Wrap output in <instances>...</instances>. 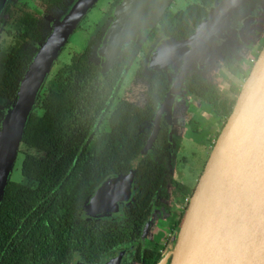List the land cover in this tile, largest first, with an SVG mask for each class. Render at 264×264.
I'll use <instances>...</instances> for the list:
<instances>
[{
	"label": "trees",
	"instance_id": "obj_1",
	"mask_svg": "<svg viewBox=\"0 0 264 264\" xmlns=\"http://www.w3.org/2000/svg\"><path fill=\"white\" fill-rule=\"evenodd\" d=\"M41 1L48 9L62 3ZM202 3L204 7L189 6L177 13L175 21L185 34H191L205 18L212 0ZM16 20L20 22H7L15 32L13 43L0 48V97L5 101L0 109V129L29 65L53 29L51 26L48 34L42 22L24 13ZM161 23L172 35L164 17ZM99 38L83 53L75 54L70 64L49 75L36 100L21 141L23 147L37 153L24 154L21 162V175L32 183L8 181L5 187L0 201V264H66L70 252L97 263L137 236L155 197L167 198L164 168L156 160L158 154L149 153L138 163L136 193L124 208L125 222L85 221L81 217L85 202L107 177L129 171L144 146L147 135L143 130L155 106L150 101L138 108L120 99L115 82L118 70L100 78L99 63L93 57L105 51ZM188 86L194 89L193 79ZM213 105L216 112L231 113V105L215 100ZM166 141L165 131L154 142L153 149L162 152L160 157L167 156ZM173 184L187 192L186 187ZM182 218L183 213L177 225ZM159 250V245L146 249L143 264H155Z\"/></svg>",
	"mask_w": 264,
	"mask_h": 264
},
{
	"label": "water",
	"instance_id": "obj_2",
	"mask_svg": "<svg viewBox=\"0 0 264 264\" xmlns=\"http://www.w3.org/2000/svg\"><path fill=\"white\" fill-rule=\"evenodd\" d=\"M4 1L0 0V9ZM97 1L78 0L61 22L53 24L51 34L40 45L25 73L17 97L5 111L0 129V201L36 100L62 48ZM172 1L123 0L106 31L101 66L114 63L122 45L152 28ZM244 2L215 0L191 37L183 41L167 39L158 44L156 62L167 65L182 60L179 74L157 111L153 132L131 161L128 174L109 177L89 200L90 218L112 213L119 203H128L132 198L133 175L153 142L160 115L165 111L170 122L172 99L185 75L195 62L205 65L213 60L216 38L232 24L233 13ZM150 224L147 219L142 226V241ZM257 246L259 254L254 252ZM169 256V264H264V46L209 153L176 241L157 264H165ZM123 257L120 252L103 264H121Z\"/></svg>",
	"mask_w": 264,
	"mask_h": 264
},
{
	"label": "flooded vegetation",
	"instance_id": "obj_3",
	"mask_svg": "<svg viewBox=\"0 0 264 264\" xmlns=\"http://www.w3.org/2000/svg\"><path fill=\"white\" fill-rule=\"evenodd\" d=\"M34 1L42 5V11L40 14L25 10L20 5L15 3L16 0L4 1L2 8L0 9V24H3L9 28L12 41L8 44L13 43L15 32L7 22H20L16 20L17 15L24 13L35 21L42 22L45 30L49 34L51 32V26H53L55 22H61L78 0H62L61 4L54 5L51 9H48L47 5L41 0ZM214 1L215 0H212L211 6L213 5ZM95 5L96 3L92 9L95 7ZM194 5L204 7L202 0H173L171 4L164 10L152 28L145 29L143 33L137 37V39L133 38L122 45L121 54L110 66H101L104 60L105 51L102 50V56H96L95 54L93 56L94 59H96L99 63L100 78H104L112 70H118L117 79L115 82L117 84V95L120 99L132 103L138 108H143L150 101L155 104L154 109H152L151 116L145 123L146 129L143 130L147 135L144 146L153 132L155 126L154 119L156 118L155 116L157 111L166 100V96L175 83L179 74L180 66L182 64V60L179 61L180 63L178 62L179 64L175 62H173L174 64L167 65H161V63H157L155 57L158 55V44L167 39L183 41L191 37L199 25L193 28L191 34H185L184 28L182 26H178L175 20L179 11H184L189 6ZM263 6L264 0H245V2L239 6V8L233 13L232 24L215 40L214 47L216 51L213 60L205 65H200L198 61L195 62L185 75L181 86L178 88L175 93V97L172 99L170 122H168L165 111L160 115L156 135L145 156H147L149 153L154 155L158 154L159 157L156 158V160L164 168L163 179L165 180L164 187L167 198L159 196L154 198L149 216L143 222L144 224L147 219H150L151 223L145 239L142 241L140 238L142 231L141 229L143 226L142 224V226L136 232L137 236H135L132 241L127 242L103 255L99 262L88 263L78 252H70L67 256L66 264H103L110 258L115 257L120 252L124 254L121 264H143L142 260L144 258V251L146 249L152 248L153 246L159 245L160 256L155 261V264H157L170 252L173 244L176 241L177 233L180 227L179 224L177 225V222H180L181 214L183 213L184 215L187 208L186 207L182 210V212H179V206L182 203L181 199L185 194H192L207 161L209 153L215 143V140L217 139L229 116L225 112H216L213 102L214 100L218 103L224 102L227 105H231L233 108L235 100L242 86L239 84L240 80H243L242 82L245 81L264 46V37L260 38V41L256 42L259 39L257 38L256 40V32L258 28L254 24L256 21L249 22L251 19L258 18L260 15L259 12ZM60 7L62 9H60ZM210 7L206 8L207 14ZM89 12L82 18L81 22L84 21ZM207 14L204 19H206ZM163 17L165 19V26L172 29V35L168 34L166 28H164L162 25L161 22ZM115 18L116 15H113L111 12V15L102 21V26L95 33V35L91 37L86 46L80 52L74 53L72 57L75 54L83 53L90 43L99 36V44L102 45L104 42L103 39L105 36V31ZM81 22L75 31L80 30ZM250 29L252 30L250 31ZM67 43L62 48L60 54L69 44ZM6 45L2 47H5ZM70 62L67 64H70ZM133 78H137L146 84L142 105H138L129 101L124 95V90L128 86L127 80ZM191 79L194 80V89H190L188 86V82ZM199 90H202L201 94L196 93V91ZM204 91H206V93H204ZM99 127V124L93 127L89 134V138L93 137ZM165 131L167 138V156L160 157L162 152L158 151L157 149L154 150L153 146L156 138L160 136V132L165 135ZM187 132L192 134L199 133L203 135V142L195 144L193 141L186 140L184 135L187 134ZM208 141H211L210 144L207 143ZM176 156H180L183 159L182 164L176 160ZM128 172L126 174H128ZM174 175H176L179 180L175 178ZM134 176L135 174L133 175L130 186L132 198L128 201V203H119L117 205L116 211L103 214L96 218H90L87 215V204L89 200L94 196L101 185L109 178L107 177L85 202L81 214L82 219L85 221H102L104 223L125 222L124 208L132 203L136 193L134 186ZM188 179H193V187L188 188L184 184V182ZM26 180L29 181L28 179ZM9 181L16 182L11 180V176ZM172 182L186 187L187 192L182 193ZM16 183L25 185L21 182ZM170 186L173 187V190L169 189ZM173 198L177 203L176 206L175 204H171ZM165 210L167 211L168 216H165ZM155 211L160 214L159 218L162 220V222L159 220L160 224L155 223ZM172 213H174L175 217V221L172 223V225L175 227V232L173 233L169 231L171 224L169 225V223H166V219H169ZM153 223H155L156 227L161 226L165 229V238L159 243L150 233L151 230H153L152 228H155ZM169 263L170 256L165 261V264Z\"/></svg>",
	"mask_w": 264,
	"mask_h": 264
},
{
	"label": "rangeland",
	"instance_id": "obj_4",
	"mask_svg": "<svg viewBox=\"0 0 264 264\" xmlns=\"http://www.w3.org/2000/svg\"><path fill=\"white\" fill-rule=\"evenodd\" d=\"M122 1L123 0H98L96 2L95 7L89 12V14L86 16L84 21L81 22L80 30L75 31L71 35L68 41L69 44L67 43L68 45L64 48V50L58 57V60L55 63L53 69L51 70L49 77L53 76L58 68H60L64 64L69 63L74 53L80 52L86 46V44L91 39V37L94 36L95 33L99 30V28L102 26L103 24L102 21H104L109 15H111V12L113 15H115V10L121 4ZM15 3H17V5H20L25 10H29L32 13L40 14L42 11V5L34 0H16ZM11 41L12 39L9 33V28L3 24H0V47L10 43ZM175 63L179 64L180 62L179 63L175 62ZM242 81L243 80H240V83H239L240 85H242L241 84L243 83ZM127 82H128V86L124 90L125 97L131 102H134L138 105H142L143 98H144L143 96H144V92L146 89V84H144L141 80L137 78L127 80ZM4 104H5L4 99L0 97V109H4ZM184 138H186V140L188 141L195 142V144L203 142V135L199 133L192 134V133L187 132V134L184 135ZM19 152L20 153H18L17 155L15 166L11 174V180H14L16 182H21L25 185L31 186V182L27 181L26 179H24V177H22L20 173V164L22 162L24 154L29 152V153H33L37 155V153L33 150H28L27 148L23 147V145L20 146ZM179 157L180 156H178L176 160H178V162L182 164L183 159ZM174 176L175 178H177L176 175ZM177 179L179 180V178ZM184 184L188 188L193 187L194 185L193 179L186 180ZM169 189L173 190V187L170 186ZM185 196H187V194H185L184 197ZM184 197L181 199L182 203L179 206L180 207L179 212L180 211L182 212V210L185 209ZM171 202H172L171 203L172 205L174 204L175 206L177 205L174 198ZM114 216L117 217L116 215ZM159 216L160 214H158L157 211H155L154 219L156 221L155 223L157 224H160L159 220L160 222H162ZM165 216H168V213L166 210H165ZM174 221H175V217H174V213H172L169 219H166V223H169V225L171 224L169 227V231L171 233L175 232V227L174 225H172ZM155 223H153V226L155 228H152L153 230H151L150 233L152 236L155 237L156 241L159 243L160 241H163V239L165 238V234H164L165 229L161 226L156 227Z\"/></svg>",
	"mask_w": 264,
	"mask_h": 264
},
{
	"label": "crops",
	"instance_id": "obj_5",
	"mask_svg": "<svg viewBox=\"0 0 264 264\" xmlns=\"http://www.w3.org/2000/svg\"><path fill=\"white\" fill-rule=\"evenodd\" d=\"M259 14L260 15L258 16L256 22L254 23L258 27L257 32H256V35H257L256 40H257V38H259V39L256 42L260 41V38H262L264 35V6L261 8V11L259 12ZM251 30L252 29H250V31ZM250 36H251V34H250ZM212 138H215V137H212ZM210 142L211 141H208L207 143L210 144Z\"/></svg>",
	"mask_w": 264,
	"mask_h": 264
},
{
	"label": "built area",
	"instance_id": "obj_6",
	"mask_svg": "<svg viewBox=\"0 0 264 264\" xmlns=\"http://www.w3.org/2000/svg\"><path fill=\"white\" fill-rule=\"evenodd\" d=\"M190 197H191V194H187V196H185L184 197V205H185V208L187 207V204H188V202H189V200H190Z\"/></svg>",
	"mask_w": 264,
	"mask_h": 264
},
{
	"label": "snow or ice",
	"instance_id": "obj_7",
	"mask_svg": "<svg viewBox=\"0 0 264 264\" xmlns=\"http://www.w3.org/2000/svg\"><path fill=\"white\" fill-rule=\"evenodd\" d=\"M254 252H256L257 254H259V253L261 252L259 246H257V247L254 249ZM255 258H258V256L255 257Z\"/></svg>",
	"mask_w": 264,
	"mask_h": 264
}]
</instances>
